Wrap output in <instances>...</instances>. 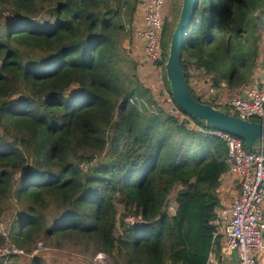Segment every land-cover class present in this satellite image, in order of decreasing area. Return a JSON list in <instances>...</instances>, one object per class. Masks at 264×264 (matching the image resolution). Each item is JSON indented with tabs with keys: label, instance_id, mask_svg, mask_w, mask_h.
<instances>
[{
	"label": "trees",
	"instance_id": "16d2710c",
	"mask_svg": "<svg viewBox=\"0 0 264 264\" xmlns=\"http://www.w3.org/2000/svg\"><path fill=\"white\" fill-rule=\"evenodd\" d=\"M144 3L0 0V249L19 251L0 264H48L30 257L39 243L103 253L109 264H223L213 221L227 147L192 128L208 127L173 99L166 20L163 58L150 61L144 41L127 55ZM263 19L264 0H198L181 56L193 96L198 79L249 84Z\"/></svg>",
	"mask_w": 264,
	"mask_h": 264
},
{
	"label": "built area",
	"instance_id": "2783aa9c",
	"mask_svg": "<svg viewBox=\"0 0 264 264\" xmlns=\"http://www.w3.org/2000/svg\"><path fill=\"white\" fill-rule=\"evenodd\" d=\"M144 1V30L139 34L146 45L148 59L157 62L164 56L162 34L166 0ZM216 107L241 119L264 123V84L252 87L245 97H228L218 102ZM207 127L197 126L198 131L223 140L228 151L226 163L241 186L240 197L234 204L224 207L213 221L217 229L215 238L224 236L222 251L225 254L237 250L238 264H258V257L264 252V144L248 151L241 139L224 130ZM87 167L85 163L82 165L83 169ZM139 221L133 215L127 219L130 224H138ZM12 251L19 252L8 242L0 249V256L9 255Z\"/></svg>",
	"mask_w": 264,
	"mask_h": 264
},
{
	"label": "water",
	"instance_id": "95a60500",
	"mask_svg": "<svg viewBox=\"0 0 264 264\" xmlns=\"http://www.w3.org/2000/svg\"><path fill=\"white\" fill-rule=\"evenodd\" d=\"M198 0H183L179 20L176 24L169 47L165 71L170 83L172 96L177 106L192 117L203 121L212 129H220L241 139L248 149L256 142H264V123L248 121L230 114L226 110L202 103L193 96L181 66L183 43L192 24ZM244 97V95H242ZM239 257L237 250L232 257ZM239 262V258L237 259Z\"/></svg>",
	"mask_w": 264,
	"mask_h": 264
},
{
	"label": "rangeland",
	"instance_id": "374dc122",
	"mask_svg": "<svg viewBox=\"0 0 264 264\" xmlns=\"http://www.w3.org/2000/svg\"><path fill=\"white\" fill-rule=\"evenodd\" d=\"M179 9L181 11L182 6L178 7V0H166L165 1L164 9H163V15H164V19L166 20V22L169 24V26H171L172 31L175 30L174 24H175L176 17L178 16ZM142 14L144 15L143 7L140 11V18H139L140 24L138 25L139 27H140L141 23L143 22ZM5 15H8V13H6ZM142 25H143V23H142ZM138 30H140L142 32L144 30L143 26H142V28H139ZM251 37H252L251 35H250V38L248 36H245L244 41L250 42ZM142 41L143 40L140 38V34L137 32V35H134V37L132 39L133 44L130 43L131 42L130 39H127L123 42L122 46L126 50L127 55L132 56L134 52H137V49H139L140 46H143ZM144 49L146 51V47H144ZM130 51H131V53H130ZM158 71H160V68L158 69ZM164 73L166 74V71ZM161 76L163 77L164 75L161 74ZM162 77H159V73H158L157 78L149 84V86L156 91L157 95L160 94V92L164 90V88L161 86V83H160V82H162V79H163ZM143 78H145V77H143ZM160 78H162V79H160ZM144 81L146 83L147 79L146 80L144 79ZM192 84H193V81H192ZM193 87H195V84H193ZM193 90H194V92H193L194 96L196 98L201 99L206 103H211V102H208L207 99L204 98L203 94L200 93L197 90V88H195ZM210 93H214V92H210ZM230 94L234 95L232 92ZM218 101L221 102V99ZM222 101H223V99H222ZM151 106H152V108H158L154 103ZM170 111H171V105L164 104V112L169 113ZM204 124L206 125L205 122H204ZM191 127L194 128L196 131H198L197 125H195V123H191ZM259 145H260V141L255 143L254 148H257ZM177 191H178V189L174 190V192L170 198V202H169L170 210H169V212H171V213H174V208H175L174 199L176 197ZM228 195H230V194H228ZM13 205L16 208L18 206V205H16L15 202H13ZM40 253L44 254V255H42L44 260H46V259L51 260V261H47L48 264H109V261H110L109 258L103 253L98 254L96 257L94 256L95 257L94 258V257H90L91 255L89 256V255L81 254L77 250V248L76 249L74 248V246L65 247L64 249L59 250L56 248H51V247L47 246L45 243H39L37 248L33 250L30 257L31 256L33 257L35 255L38 256ZM100 255H101V258H100ZM120 263L122 264V262H120ZM17 264H25V263L18 262Z\"/></svg>",
	"mask_w": 264,
	"mask_h": 264
},
{
	"label": "crops",
	"instance_id": "0c3cea01",
	"mask_svg": "<svg viewBox=\"0 0 264 264\" xmlns=\"http://www.w3.org/2000/svg\"><path fill=\"white\" fill-rule=\"evenodd\" d=\"M147 3V2H146ZM183 0H178V7L182 6ZM144 8V4L142 6ZM259 11L254 14V17H259ZM179 20V19H178ZM261 57L262 60L257 65V68L254 70V74L251 77V80L248 85L243 86V88H237L235 90H231L228 88V82H223L220 88H214L210 85L205 84L204 80H194L193 84H195V88L203 94L204 98L207 99L208 102H214L215 106L218 104V100L227 99L228 97H244L248 94V92L252 89V87L261 86L264 84V33L262 34V41H261ZM193 86V85H192ZM213 91L214 93H210ZM209 92V93H208ZM234 95H231L230 93ZM236 93V94H235ZM218 99V100H217ZM210 100V101H209ZM215 100V101H214ZM219 108V107H218ZM264 144V142H263ZM261 144L258 146L260 147ZM239 182L234 174L228 173L224 176L221 186L218 190L221 205L216 210V217L220 213V211L224 207H229L230 205L234 204V202L240 197L241 188H239ZM230 194V195H228ZM222 237L224 241V236L220 235L219 238ZM221 242V254L223 256V264H238L237 259L232 257V252L230 254H225L222 251V243ZM258 264H264V252L259 255L258 257Z\"/></svg>",
	"mask_w": 264,
	"mask_h": 264
},
{
	"label": "clouds",
	"instance_id": "9594fccd",
	"mask_svg": "<svg viewBox=\"0 0 264 264\" xmlns=\"http://www.w3.org/2000/svg\"><path fill=\"white\" fill-rule=\"evenodd\" d=\"M216 107V106H215ZM217 108V107H216Z\"/></svg>",
	"mask_w": 264,
	"mask_h": 264
}]
</instances>
